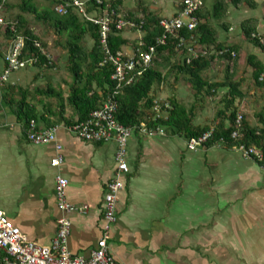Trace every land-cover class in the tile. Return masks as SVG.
I'll use <instances>...</instances> for the list:
<instances>
[{
    "label": "crops",
    "instance_id": "obj_1",
    "mask_svg": "<svg viewBox=\"0 0 264 264\" xmlns=\"http://www.w3.org/2000/svg\"><path fill=\"white\" fill-rule=\"evenodd\" d=\"M83 1L87 8L93 5L92 0ZM167 1L150 7L142 1L135 2V11H125L122 6L121 15L141 18L145 10L158 16L174 15L180 1L174 0L173 11L166 7ZM254 1V8L230 4L218 26L220 30L215 25L219 41L226 46L242 45L239 65L243 55L247 61L251 54L264 62L261 48L248 42L262 52L248 54L244 50L247 41L242 34L243 22L255 20L258 33L264 35V0ZM234 32L240 33L242 42L228 36ZM123 36L128 40L133 37L126 31ZM133 44L130 41L124 49L131 50ZM4 69L1 56L0 75ZM21 78L17 76L4 86L23 87L19 84ZM41 98H29L39 111L37 126L61 125L56 140L50 143L30 142L24 122L6 104L0 107V208L28 239L49 245L63 215L56 184L57 176H64L68 180V202L79 208L87 206L85 212L75 210L68 214L72 223L68 246L74 255L89 256L103 234L104 195L117 170V144L80 139L64 127L67 123H55L54 115L50 116L51 125L46 124L41 116L48 115L45 104L52 99L42 98L44 104ZM65 116L78 118L70 108ZM216 146L220 149L211 150L212 160L202 162L199 147L189 149L187 139L176 132L166 129L164 135L133 133L127 153L130 170L123 177L124 186L118 193V221L108 240L119 264H264L262 164L245 157L238 148ZM59 154L64 156V162L53 166L51 160ZM1 259L0 250V264Z\"/></svg>",
    "mask_w": 264,
    "mask_h": 264
},
{
    "label": "trees",
    "instance_id": "obj_2",
    "mask_svg": "<svg viewBox=\"0 0 264 264\" xmlns=\"http://www.w3.org/2000/svg\"><path fill=\"white\" fill-rule=\"evenodd\" d=\"M45 1L53 6L61 0ZM92 1L93 5L88 8L89 13L99 11L98 13L102 14V11L109 6L110 16L117 19L122 12L123 0L104 1L99 6L94 0ZM1 4L2 0H0ZM179 4L181 7L182 2ZM230 4L236 7L248 5L253 8L257 5L254 0H215L212 10L206 6L201 7L196 12L199 19L197 28L193 31L186 29L182 31L186 36L183 46L177 50L179 40L170 36L167 44L157 46V57L153 66L144 70L142 75L125 86L123 92L119 94L117 117L122 124L138 127L141 123L148 122L149 126H164L167 131L176 132L187 140L198 138L211 131V136L202 144L203 147L220 145L231 149L245 146L256 147L264 152V108L255 113L256 123L248 114L242 113V122L240 125L237 124L240 105L245 97L242 80L235 78L242 45L226 46L219 41L218 32L213 25L214 19H222L227 15ZM18 7L20 11L17 15L1 26L0 30L6 38V45L0 43V55L5 58L9 42L22 36L24 39L22 57H38L34 66L41 69H52L57 66L56 61L49 58L42 50L43 48L48 51L47 44L41 34L31 26L27 14H33L39 22L53 29L59 38L63 39L62 37L66 35L63 42L59 43L68 51L67 69L73 76V83L67 97L64 96L63 90H57L51 82H48L44 88L37 87L32 91L28 87H17L14 84L0 85L2 100L0 107L2 103L6 104L11 112L24 122L27 132L31 127V121L36 120L39 115L37 106L29 100L30 97L52 99V102L46 103L41 98V102L46 103L48 111V115L45 116L44 113L41 119L48 125H51V115L56 117L55 123L62 121L68 124L77 119H85L115 88L116 83L111 80L113 65L110 63L100 65V63L107 56V51L115 54L130 43V40L123 36L125 30H119L115 24H112L103 43L100 25L84 18L73 8H70L66 14H59L54 7L41 8L35 0H21ZM124 17L141 25L144 33V50L156 44L157 37L162 34L159 26L161 16L145 10L141 18L132 14ZM242 34L247 42L264 51V43L261 41L263 35L258 33L255 20L249 19L242 23ZM88 37L93 41L90 47L85 43ZM37 43H40L42 48L38 47ZM137 45L136 42L133 44L134 47ZM188 46H192L198 55L190 54ZM188 58H190L189 62ZM221 61H225L226 64L225 76L222 80L213 79L206 74L216 68ZM247 64L252 68L255 85L263 89L264 62L251 54L247 57ZM168 77L174 79L172 83L174 90L175 84L182 77L192 89L196 103L188 107L172 94L168 97L173 105L169 118L148 121L154 100L157 98L156 86L167 82ZM221 91L226 92L223 93L222 106L217 110L213 122L197 124V107L202 108V103L207 97L216 96ZM67 108H70L78 118H67L65 116ZM234 132H237V136L233 135ZM258 162L264 164L263 161ZM3 255L2 252V259Z\"/></svg>",
    "mask_w": 264,
    "mask_h": 264
},
{
    "label": "built area",
    "instance_id": "obj_3",
    "mask_svg": "<svg viewBox=\"0 0 264 264\" xmlns=\"http://www.w3.org/2000/svg\"><path fill=\"white\" fill-rule=\"evenodd\" d=\"M0 5V14L3 9L4 2ZM95 4L101 5L104 0H94ZM182 6L171 16H161L159 26L162 34L157 37L156 44L150 45L147 50L143 49L144 33L141 25L133 20H128L121 14L117 19H113L109 13V6L92 18L89 16L88 8L83 0H61L54 5V10L59 14H66L70 8L75 9L81 16L100 25L102 33V42L105 43L108 32L111 30L112 24L117 29L137 30L142 32V36L138 39L137 47L131 50H120L115 54L107 51V56L100 63L104 65L110 63L113 65L111 80L116 83L114 90L105 96L101 105L91 111L85 119L76 120L72 123L65 124L64 127L77 136L88 142L106 143L114 141L117 144L115 161L117 170L114 178L107 184L104 195V223L103 234L99 239L97 246L91 250L89 256L74 255L68 246L69 236L71 234L72 223L68 214L75 210L85 212L87 206L77 207L66 199L67 178L57 176L56 192L59 200V209L63 215L58 219L57 233L49 245L40 244L27 238L22 230L9 218L6 212L0 208V250L3 252L2 264H119L112 252L110 251L108 240L111 236V230L118 221V193L124 186L123 177L129 172V164L127 159L128 145L130 137L138 130L145 135H164L166 128L164 126H149L148 122L141 123L138 127L127 126L122 124L118 117V99L119 94L123 92L125 86L134 82L143 71L153 66L157 57V46L167 44L170 36L178 39L177 50L183 46L186 36L183 30L193 31L198 26V16L196 12L205 6V0H179ZM7 24L0 16V25ZM14 30V26H12ZM264 43V35L261 38ZM24 39L22 36L14 38L9 42L5 52V69L0 75V85L4 86L11 73L20 70L26 66H34L38 61V57H22V48ZM37 46L42 48L40 43ZM43 52L46 51L42 48ZM190 54L197 56L198 54L192 46H188ZM182 52V50H180ZM223 53V51H222ZM49 58L50 55L47 54ZM190 58H188V62ZM173 110L172 103L165 98H156L151 109L148 121H156L158 119H168ZM243 119L241 113L238 114L237 124L240 125ZM60 124H55L46 128H39L36 120L31 121V127L27 132V139L35 144H45L56 140L57 130ZM211 131L204 133L198 138L187 140V146L191 150H196L211 136ZM237 136V132H234ZM57 148L61 150L62 146ZM247 158H254L260 162H264V152L256 147L247 148L245 146L236 147ZM64 162V156L59 154L52 158L53 166H60ZM264 169V164H262Z\"/></svg>",
    "mask_w": 264,
    "mask_h": 264
},
{
    "label": "rangeland",
    "instance_id": "obj_4",
    "mask_svg": "<svg viewBox=\"0 0 264 264\" xmlns=\"http://www.w3.org/2000/svg\"><path fill=\"white\" fill-rule=\"evenodd\" d=\"M143 2L146 6H151L152 4L155 6H162L163 2L165 0H125L123 3V7L125 11L133 10L135 11V2ZM179 1V0H178ZM3 2V0H2ZM21 2V0H6L4 2L3 9L1 10L0 16L4 19L5 23L10 22L20 11L18 4ZM35 2L41 7V8H46V7H54L50 4V2H47L45 0H35ZM215 3V0H207L205 6L212 10L213 6ZM8 4V6H7ZM166 7L171 11L175 9V3L174 0H169L167 1ZM97 12V13H96ZM99 11H92L89 13V16L92 18L93 16L97 15ZM156 12V10H154ZM158 13L162 12L157 10ZM32 28L37 31L38 33L41 34L43 40L47 44V50L46 54L51 56V59L56 61L57 66L52 69H47V68H38L36 66H26L24 68H21L20 70H17L13 73H11L8 77V81L10 82L11 79L15 80V78L22 77L21 79L25 81V83H22V80L19 81V84H21L23 87H29V88H35L38 85H46V83L49 81L52 83V85L57 89V90H63L64 96H68L70 93V86L73 83V76L69 73L67 69V60H68V51L65 49L62 45H60L59 42H63V39L66 38V35H64L61 39L59 38L53 29L46 27L43 23L39 22L36 17L33 14H27ZM124 16V15H122ZM213 25L216 28L219 29V25L221 22H223V19H214ZM5 24L0 25L4 26ZM215 28V29H216ZM216 29V30H217ZM220 30V29H219ZM126 32L130 36L133 35V37H128L131 42H138V37L134 38V36H142V32L137 30H130L125 29ZM124 31V32H125ZM218 31V30H217ZM264 32V28L262 30ZM136 32V34H134ZM219 33V32H218ZM226 34V33H225ZM240 34V33H239ZM239 34H236L235 32L233 34H228V36L232 38H237V41L242 42L240 39L242 38L239 36ZM224 36L223 34H221ZM0 43L5 44L6 43V38L3 36L0 30ZM85 43L90 47L93 44V41L91 38H87ZM8 44V43H7ZM246 46H244V50L246 53H260L259 49L255 48L250 43H246ZM6 45V44H5ZM132 46V44H131ZM8 47V46H7ZM264 53V52H262ZM1 59V56H0ZM225 69H226V64L225 61L221 62L218 64L217 68L214 70L208 71L206 74L210 75L211 77H214L217 80H222L225 76ZM235 78L237 80H242V90L245 93V97L242 100V103L240 105V113L248 114L254 123H256V117L255 113L262 110L264 108V88H258L255 85V82L252 77V68H250L247 65L246 61V55H243L241 63L236 70V75ZM41 81V82H40ZM43 81V82H42ZM174 82V79L171 77H168L167 82L161 84L160 86H156L157 90V98H165L167 99L169 96H171L174 93H177V96L181 102L186 104L188 107H191L192 104L196 103L195 101V96L190 88L188 86L184 79L181 77L179 81L175 84V90L172 88V83ZM223 98V93L219 92V95L213 98H206V101L202 103V108L199 106L197 107V112H198V117H197V122L198 123H212L217 110L222 106V100ZM206 148L203 146H199V157L202 159V162L204 160H210L213 151L220 149L217 148ZM213 150V151H211ZM212 160V159H211Z\"/></svg>",
    "mask_w": 264,
    "mask_h": 264
}]
</instances>
